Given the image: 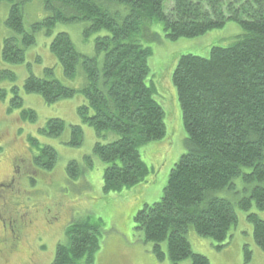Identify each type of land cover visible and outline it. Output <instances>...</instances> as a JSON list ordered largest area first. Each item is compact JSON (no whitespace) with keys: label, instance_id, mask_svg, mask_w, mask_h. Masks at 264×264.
<instances>
[{"label":"trees","instance_id":"16d2710c","mask_svg":"<svg viewBox=\"0 0 264 264\" xmlns=\"http://www.w3.org/2000/svg\"><path fill=\"white\" fill-rule=\"evenodd\" d=\"M43 1L49 15L35 21L31 31L25 28L22 3H12L6 24L15 34L5 38L3 58L23 62L39 30L51 36L59 22L88 23L84 34H96L95 55L80 52L66 31L58 32L50 46L66 77L75 78L78 67H83L85 83L80 90L55 78L52 68L46 69V77L30 74L24 86L47 103L81 91L88 100L78 108L82 121L100 136L105 131L119 136L109 142L99 140L93 149L107 164L103 176L107 194L146 182L151 169L141 148L167 135L165 110L155 99V86L148 82L152 48L145 42L160 39L152 29L154 23H162L170 39L196 37L224 27L230 19L241 24L245 32L229 46H213L209 57H180L173 82L182 107L187 151L172 168L162 198L137 211L134 229L139 240L153 245L159 260L166 257V243L171 264L185 259L211 264L207 256L193 251L188 238L191 226L221 248L238 223L240 207L248 213L255 241L264 251V219L251 211L254 202L264 211V0ZM14 92L12 107L22 108L17 88ZM22 115L31 122L37 119L33 109H23ZM65 125L63 119L51 118L40 131L58 137ZM72 128L71 143L81 145L82 127ZM32 141L40 149L35 164L50 169L58 157L56 149ZM86 158L91 166L92 157ZM68 169L76 180L83 173L75 160ZM236 178L256 185L236 201L217 194L236 186ZM102 231L100 221L71 224L66 231L70 243L58 244L52 264H94ZM246 255L251 256L248 245Z\"/></svg>","mask_w":264,"mask_h":264},{"label":"rangeland","instance_id":"374dc122","mask_svg":"<svg viewBox=\"0 0 264 264\" xmlns=\"http://www.w3.org/2000/svg\"><path fill=\"white\" fill-rule=\"evenodd\" d=\"M13 2L22 3L26 30L31 31L35 21L49 15L43 0L0 1V205L5 206L0 209V264H52L58 244L70 243L67 228L86 219L102 222L101 248L94 264H171L166 243L163 245L166 257L159 260L153 245L139 240L134 217L145 203L162 198L172 168L187 151V132L173 73L182 55L209 57L213 46H229L245 30L238 21L230 19L224 27L205 34L170 39L162 23H154L152 29L160 34V39L145 42L152 48L148 82L155 86V99L165 110L167 135L141 148L143 160L151 169L146 182L107 194L103 189L107 164L93 149L97 141L109 142L119 136L111 131L100 136L82 121L78 108L88 100L81 91L71 98L47 103L42 95L29 93L24 86L30 74L46 77V69L52 68L55 78L80 90L85 83L83 67H78L75 78L66 77L63 65L51 50V42L58 32L66 31L80 52L95 55L96 34L85 36L87 22H59L51 36L44 29L36 33V43L26 50L23 62L9 63L3 58V45L5 38L15 34L6 24ZM15 88L23 99L22 108L12 107ZM23 109H33L36 121L24 120ZM51 118H61L66 123L58 137L40 131ZM73 125L83 129L81 145L71 143ZM32 138L38 140L40 147L50 145L56 149L58 157L50 169L35 164L34 157L40 154V149ZM87 156L92 157L91 166ZM73 160L83 169L77 180L68 169ZM235 181L236 186L217 194L236 201L256 185L241 178ZM251 211L264 219V211L255 202ZM237 212L238 223L221 248L216 240L198 234L191 226L188 238L193 251L207 256L211 264H264V251L255 241L248 213L240 207ZM15 232L20 237L16 244L12 239ZM246 245L251 250L249 258ZM181 264L192 262L185 259Z\"/></svg>","mask_w":264,"mask_h":264},{"label":"flooded vegetation","instance_id":"af4514ba","mask_svg":"<svg viewBox=\"0 0 264 264\" xmlns=\"http://www.w3.org/2000/svg\"><path fill=\"white\" fill-rule=\"evenodd\" d=\"M16 167V166H15ZM19 167V166H18ZM20 168V167H19ZM11 180H13V178H11L10 179V181ZM0 184H2V183H0ZM1 208H5V206H4V204H2V205H0V209ZM17 232H15V233H12V239H13V241L15 242V244H16V242H17V240H18V238H20L19 236H18V238H17Z\"/></svg>","mask_w":264,"mask_h":264}]
</instances>
